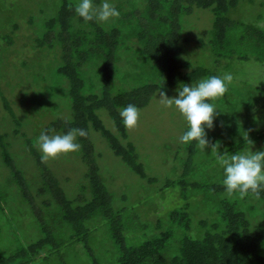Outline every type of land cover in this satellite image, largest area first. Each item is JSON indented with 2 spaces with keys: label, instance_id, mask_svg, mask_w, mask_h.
Segmentation results:
<instances>
[{
  "label": "trees",
  "instance_id": "trees-1",
  "mask_svg": "<svg viewBox=\"0 0 264 264\" xmlns=\"http://www.w3.org/2000/svg\"><path fill=\"white\" fill-rule=\"evenodd\" d=\"M101 2L96 0L97 4ZM58 3L56 13L43 24L38 46L59 51L57 73L66 82V87L60 86L65 89L69 110L58 112L42 131L52 135L82 128L87 132L86 136L76 138L86 166L85 182L80 185L78 196L68 197L53 169L41 160L36 140L27 137L25 143L39 173L32 193L31 181L15 161L5 134L0 132L3 162L39 216L43 235L27 247L0 256V264L35 263L45 255L43 251L48 245L55 246L54 242H61L62 246L84 242L93 255L86 242L94 240L93 232L100 226L107 227L111 234L118 251L117 264H264V190L259 196L251 192L229 195L222 184L223 170L218 176L215 170L220 166L217 155L207 164L204 160L201 167L196 160L200 153L198 144L189 143L184 171L162 184L163 189L175 188V199L181 202L167 212L169 226L165 228L161 218L155 223L140 221L136 212L131 213L125 207L126 199L117 200L100 173L91 136L92 130L100 132L131 170L150 184L157 182L156 176L148 175L139 162L128 128L120 118V109L128 104L144 108L159 90L218 75L217 69L224 62L254 59L264 63V30L231 18V9L238 0H111L120 15L108 22L84 21L75 13L77 0H58ZM196 7L211 8L214 14L210 43L215 56L214 70L192 66L182 56L183 17ZM86 66L94 69L88 70ZM236 79L241 78L233 77L232 81ZM238 89L228 86V91L236 96L235 101L242 105L244 101L256 102L239 96L242 92ZM5 107L14 120L16 114L8 101ZM103 115L109 117L115 131L107 127ZM242 117L243 131L236 127L234 132L240 135V142L219 153L224 158L237 151L264 150V124L254 127L250 119ZM205 165L214 169L204 168ZM192 170L193 180H189ZM34 197H42L41 203L46 208L56 204L58 216L62 217L59 228L67 229L63 240L58 241L53 228L45 223L43 209ZM93 260V264H100Z\"/></svg>",
  "mask_w": 264,
  "mask_h": 264
},
{
  "label": "rangeland",
  "instance_id": "rangeland-1",
  "mask_svg": "<svg viewBox=\"0 0 264 264\" xmlns=\"http://www.w3.org/2000/svg\"><path fill=\"white\" fill-rule=\"evenodd\" d=\"M57 2L58 0H0V132L5 134L11 153L25 177L33 181L31 183L27 180L31 184L32 193L37 187L35 181H38L39 173L25 140L27 137L36 140L38 133L54 120L58 112L69 110L65 89L60 86L66 87V82L57 73L61 61L59 51L38 46L43 24L56 13L60 3ZM230 16L233 20L257 27L264 23V0H238L236 7L231 9ZM213 23L214 14L211 8L196 7L191 14L183 17L182 56L192 66L215 69V56L210 46ZM259 28L264 30V27ZM229 62H224L217 69V74L228 72L233 77L241 78L231 81L228 86L238 87V92H242L239 96L256 102L251 104L244 101L242 105L238 100L235 101L236 96L230 91L220 97L222 102L216 99L219 115L214 119L213 128L206 129V133L210 144H219V153H223L234 142H240V135L234 132L236 127L243 131L242 116L250 119V125L254 127L264 124V63L260 64L254 59ZM85 68L94 69L92 66ZM192 83L187 84L191 86ZM178 87L179 85L173 86L163 92L173 97L177 95ZM160 91L162 90L155 94L148 106L139 109L137 126L128 128V136L135 145L139 162L143 164L148 175L156 176L157 182L150 184L148 179L131 170L114 153L108 140L100 132L92 130L91 136L100 173L104 175L106 184L117 200L120 202L126 199L125 207L131 213L136 212L140 221L144 219L155 223L161 218L162 225L166 228L169 226L167 212L180 206L181 202L175 199V188L163 189V185L184 171L185 152L189 144L179 141V137L188 127L187 122L173 107L160 104L157 99ZM5 101H8L16 114L14 120L5 107ZM106 115L102 116L105 124L115 131L114 124ZM254 115L258 119H254ZM197 148L200 153L196 160L201 167L204 166V160L207 164L217 155L215 152L211 154L210 145L206 147V152L199 145ZM208 156L210 159H206ZM46 164L53 169L68 197L73 198L80 194V185L85 182L86 170L80 149L50 158ZM206 167L212 169L205 165L204 168ZM215 170L218 171V176L223 169L219 166ZM191 172L189 180H193V170ZM195 178H200L199 174ZM34 199L42 207L44 221L53 228L57 240H63V233L67 229L59 228L62 217L58 216L56 204L46 208L41 203L42 197ZM38 217L10 176L0 154V256H8L43 237ZM149 224L153 226L152 223ZM93 234L94 240L90 236L92 242H86L93 250V255L86 249L84 242L63 246L61 242H54L58 249L48 245L43 251L45 255L31 264H93V258L100 264H117L118 251L107 227L100 226Z\"/></svg>",
  "mask_w": 264,
  "mask_h": 264
},
{
  "label": "clouds",
  "instance_id": "clouds-1",
  "mask_svg": "<svg viewBox=\"0 0 264 264\" xmlns=\"http://www.w3.org/2000/svg\"><path fill=\"white\" fill-rule=\"evenodd\" d=\"M75 13L84 21L108 22L119 17L120 12L111 3V0H77ZM264 27V23L258 24ZM233 80L231 73L212 75L201 79L191 86L180 84L176 89L177 95L169 97L166 92L160 91L157 98L164 107H173L187 122V130L179 137L182 144L196 142L202 149L211 146V154L216 153L219 164L223 168L222 184L225 191L231 195L234 192L241 196L251 192L259 196L264 190V150L237 151L228 158L219 154V144H210L206 129H212L214 119L219 115L215 99L224 97L228 91V84ZM140 110L134 104H128L120 109L119 115L126 128H134L139 120ZM254 119H258L254 115ZM82 128H72L65 133L49 135L41 132L36 138V145L41 154V160L47 161L61 154L75 152L80 148L76 142L77 136H86Z\"/></svg>",
  "mask_w": 264,
  "mask_h": 264
}]
</instances>
